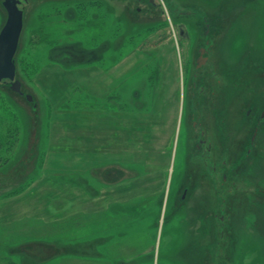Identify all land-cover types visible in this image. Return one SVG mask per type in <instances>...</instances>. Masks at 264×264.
Returning <instances> with one entry per match:
<instances>
[{"label":"rangeland","instance_id":"1","mask_svg":"<svg viewBox=\"0 0 264 264\" xmlns=\"http://www.w3.org/2000/svg\"><path fill=\"white\" fill-rule=\"evenodd\" d=\"M20 1L24 28L16 79L22 95L0 84V125L15 120L20 130L15 148L0 152V205L11 219L0 221V256L17 264H264V122L251 142L264 113V0H156L157 7L148 0ZM7 17L0 2V31ZM208 40L206 93L199 90L194 99V63ZM160 49L167 52L165 62L153 55ZM128 54L134 56L129 84L135 115L159 119L160 136L172 142L167 167L159 160L150 175L136 164L132 175L162 178L166 187L160 193L135 189L129 204L100 212L103 222L83 220L78 195H94V189L106 195L110 186L89 171L79 173L78 156L91 163L88 155L49 152L51 100L39 76L51 67L78 74L108 68ZM35 65L39 71H32ZM56 79L66 88L65 107L98 105L96 96L76 90L77 73ZM114 103L121 105L119 98ZM194 114L210 130L214 152L195 150ZM138 132L136 141L146 137ZM55 138L60 150L74 145L68 136ZM116 153L110 158L103 152L100 167L116 160L127 167L123 161L131 155ZM120 172L105 168L101 175L115 182L132 177ZM130 186L117 183L112 193ZM54 210L70 219L52 225L35 216Z\"/></svg>","mask_w":264,"mask_h":264},{"label":"crops","instance_id":"2","mask_svg":"<svg viewBox=\"0 0 264 264\" xmlns=\"http://www.w3.org/2000/svg\"><path fill=\"white\" fill-rule=\"evenodd\" d=\"M168 54H170V52ZM153 55L154 57L161 58L164 62L166 58L167 61L166 50L160 49L157 51V54L153 53ZM133 57V55L128 54L122 58V61L118 60L114 66L108 68L99 65V68L96 70L82 69L84 72L80 73L83 75L78 74V72H65L62 69L51 67L42 71L39 76V82L41 81L43 86L47 89L51 100H49L51 107L50 118H53V121L51 124L50 121L48 122L50 134L48 139L49 152H81V154L88 155V159H93L91 163L81 159L82 155L78 156L79 165L81 167L79 173L89 171L90 174H92L90 178L94 179L99 184L102 183L110 186L108 190L109 192H107L106 195L97 191V189H94L92 192L94 195L91 194L89 195L90 197L86 195L85 191L78 195L80 196L78 201V208H80V211L78 215L80 216L79 218H82L83 220L91 218L94 221L103 222V217L100 212L105 209L111 210L113 205L129 204L131 199L130 196L134 197L133 192L135 189H138L140 192L144 189H148L146 192L149 191V193L150 191L159 189L157 193H160L162 192L160 188L165 190L166 187L165 182H163V179L160 176L161 179H157V177H155L156 179H152L151 177L146 178L145 176L135 179L136 177L132 175L135 173L134 167L136 164H141L143 169L145 168L148 171L147 173L150 172V175L151 173L157 172V162L161 161L164 166L167 167L168 163L165 164L164 159H169L170 156L168 155V152L172 149L171 139L166 141L160 136L163 128L161 122H157L159 119L150 122V118L148 119L145 116L135 115V104L132 93V90L134 89L129 84L133 79L132 75L135 73L133 69L134 67L129 68V65L133 66L134 64ZM148 61H146V63ZM162 71L163 78L164 70ZM69 73H77V76L80 78L77 82L78 85H75V87L78 86L76 90L79 92L84 91L85 95L92 99H94V96L97 97L98 105L96 106L94 104L96 106L95 108L87 107L82 110L73 111L72 109L65 107L64 103L67 102L65 96L66 92L62 90L66 88L62 89L63 85L60 80L56 78L67 77ZM65 82V85L67 86L68 82L66 80ZM120 87L122 88V93L119 95L117 92H119ZM129 89L131 94L129 93ZM117 97L121 102L120 106L114 103L116 102V99H118ZM60 99L62 101H60ZM176 125L177 124L174 122L170 129L174 133L176 132ZM152 126L156 128L155 134H149L152 131ZM138 130V133L141 134L139 135L140 137L144 135H146V137L136 141V133ZM57 135H64V137L68 136L69 141L74 145H69L67 149L60 150L59 147L55 145V136ZM51 140L55 143L53 142L54 144H51ZM145 150L149 152L147 155L144 153ZM103 152H109V154L112 153L110 158L114 155L118 156L116 152H121L123 156L127 155V158L131 155V158L123 161L127 167L120 166L119 161L117 160L114 165L107 164L100 167V163L103 159ZM48 165L49 164H47V167ZM105 168L116 169V171H121L120 173L123 172L132 175V177L128 179L122 177L125 179H122L121 182L107 181L108 178L106 179L105 176L101 175V172ZM166 170L167 169L165 168L163 172H166ZM81 181L88 185L86 178L82 177ZM134 181H137L136 188L134 186L131 187L134 185L132 184ZM117 183H125L126 188L131 185L130 190H132L129 191L127 189L123 192L113 194V190L116 189H112V187ZM77 188L79 190L83 189L81 186H77ZM145 194L148 193L142 195ZM70 196L74 198L73 194ZM20 198L21 196L18 197V199ZM14 199L16 200L17 198ZM65 204L67 205L68 203L66 202ZM91 209H94V211H90ZM40 214V211L36 213L35 216L37 219L45 222L47 221L48 223H52V225L70 219L66 214L55 212V210L52 211V213L49 212L48 216ZM89 214L90 217L87 216ZM4 218L11 220L9 213H7L6 210L3 211L0 205V221L1 219L5 220ZM62 263L63 262H60V264Z\"/></svg>","mask_w":264,"mask_h":264},{"label":"water","instance_id":"3","mask_svg":"<svg viewBox=\"0 0 264 264\" xmlns=\"http://www.w3.org/2000/svg\"><path fill=\"white\" fill-rule=\"evenodd\" d=\"M7 12V21L0 31V84L8 83L11 90L22 95V83L16 79L15 57L24 28V12L19 9L20 0H0ZM28 100L32 98L28 96Z\"/></svg>","mask_w":264,"mask_h":264},{"label":"flooded vegetation","instance_id":"4","mask_svg":"<svg viewBox=\"0 0 264 264\" xmlns=\"http://www.w3.org/2000/svg\"><path fill=\"white\" fill-rule=\"evenodd\" d=\"M118 1V0H116ZM138 3H143L145 2L144 0H135ZM2 4L3 2L0 1ZM150 6L153 7H157L156 4V0H148L147 1ZM140 11V9H139ZM128 15V14H126ZM128 19H130V21L132 20L131 18H129V16H127ZM210 41H206V43L203 45V47H201L199 49V56L196 58V61L194 63V72H193V87H194V94H193V98H197V93L198 91H202L203 93H206L205 88V76L208 77L209 76V71L205 72L202 71L204 67L207 66V64L209 63V45ZM196 90V92H195ZM196 114V112H194ZM195 114L191 117V120L193 122V124L191 125V132L193 134V138L196 141L197 144L195 147V150L197 152H214V143L212 138H210L209 136H211V132L210 130L207 128V126L204 124V122L200 121L199 119H197L198 117L195 116ZM249 116H250V112H249ZM264 122V113L262 114L261 118H259V120L256 123L255 126V131H254V136L251 140L252 144H254L256 137L258 135V133L260 132V130L262 129V125ZM194 145V143H193ZM250 151V150H249ZM247 152V149H246ZM216 172V171H214ZM226 180V179H225ZM189 188H185L184 192H183V196L181 197L182 201H186L188 198V193H189Z\"/></svg>","mask_w":264,"mask_h":264},{"label":"trees","instance_id":"5","mask_svg":"<svg viewBox=\"0 0 264 264\" xmlns=\"http://www.w3.org/2000/svg\"><path fill=\"white\" fill-rule=\"evenodd\" d=\"M39 17H44L41 15H39ZM17 63V61H16ZM35 68H32L31 70L36 72L39 71V68L37 65H35ZM30 69V68H29ZM34 74V73H33ZM37 74H35L36 76ZM20 95V94H19ZM19 125L18 128L17 126H15V120H13V122L11 121V123H9L7 125V127H4L2 125H0V152H10L12 151L15 146L18 143V140L16 139V132L19 133ZM19 138V136H18ZM16 139V140H15ZM2 161V159H0ZM9 163V160H6L4 162V164ZM29 184H26L25 186H22L20 188H18V195L21 194L22 192H24L27 189V186ZM11 257L9 256H0V264H17L14 260H10Z\"/></svg>","mask_w":264,"mask_h":264}]
</instances>
